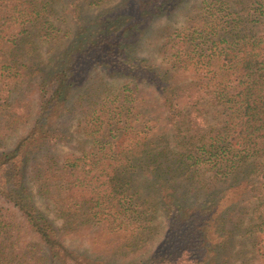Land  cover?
I'll return each mask as SVG.
<instances>
[{
    "label": "trees",
    "instance_id": "16d2710c",
    "mask_svg": "<svg viewBox=\"0 0 264 264\" xmlns=\"http://www.w3.org/2000/svg\"><path fill=\"white\" fill-rule=\"evenodd\" d=\"M108 1L0 0V124L33 118L0 146V264H264V0H204L155 42L184 0ZM72 126L87 141L60 154ZM158 215L137 260L65 240L136 255Z\"/></svg>",
    "mask_w": 264,
    "mask_h": 264
},
{
    "label": "rangeland",
    "instance_id": "374dc122",
    "mask_svg": "<svg viewBox=\"0 0 264 264\" xmlns=\"http://www.w3.org/2000/svg\"><path fill=\"white\" fill-rule=\"evenodd\" d=\"M119 0H111L106 2L107 6H113L114 4H116ZM204 0H184L181 5L175 10V12L169 16V17H163V18H159L156 19L150 26V28L147 31V35L146 38L148 37H152L153 42L157 41V38H159L158 34V30L160 29V27L164 26L165 24H170L172 26H182L184 21L187 19V16L190 13H193L195 10L198 9V7L201 5V3ZM68 25H72V22H69ZM150 43V41H149ZM51 45L47 44H41L39 50L37 51L36 54V58H34L35 62H48V60L50 59L51 56L54 55V53L57 51L52 52H47L48 49H50ZM59 47V45H58ZM154 45L150 44L148 47H146L142 54L145 56L151 55V53H153L154 50ZM28 60V59H27ZM98 71V70H95ZM94 71V72H95ZM104 69L103 68H99V72L97 73L98 75L105 77L106 80L112 84L114 83H119L122 81V79H115L109 76V73H105L103 72ZM104 74V75H103ZM105 74L107 76H105ZM35 94H28L27 93V97L29 99H31V107H32V113L34 114L36 112V97L34 96ZM210 108V107H208ZM211 119L214 121L216 120L215 118H212V114H211ZM33 125V118L32 121L23 124V125H19L15 128H11V129H6L4 128V126L2 124H0V146L3 149H7V148H11L15 145V143L19 140L20 137H22L23 135H25L29 129H31ZM71 132L73 134V139L71 140V142L69 144L66 145H61L58 147L57 152L60 154H65L69 151H75L76 153H80L82 146V142L84 143L85 141H87V138L82 135L80 132L76 131V129L72 126L71 127ZM87 144V143H86ZM85 144V146H86ZM89 146V145H88ZM2 150V149H0ZM144 176L142 174L136 176V179L139 181L141 179H143ZM36 204L38 206V208L49 218L52 220V222L54 223V225L57 228H60L62 226V222L63 220L57 215V211L55 206L53 205V203L45 198H42L40 196H36ZM158 225L159 229H155L154 232L151 233V237H152V243L149 246L148 249L142 251L139 254L136 255H132V256H122V255H111L108 254L109 252L106 250V252H104V246L102 245V242H98L96 241L91 235H87V236H66L65 240L66 243L73 249H77L79 251L85 252L87 254H89L90 256L93 257H101L103 258V260L106 261H112L114 259L116 260H123L125 261H131V260H137L141 257L146 256L147 254H149L151 251H153L158 242L160 241V239L162 238V233H163V229L165 226V219L164 217H162L161 215H158L157 220H156V224ZM239 245H237L236 249H239ZM240 262V260H237V263ZM48 264H52L51 262H48Z\"/></svg>",
    "mask_w": 264,
    "mask_h": 264
}]
</instances>
